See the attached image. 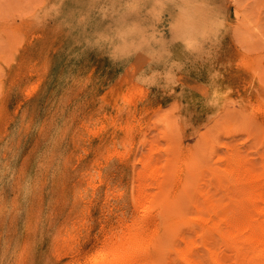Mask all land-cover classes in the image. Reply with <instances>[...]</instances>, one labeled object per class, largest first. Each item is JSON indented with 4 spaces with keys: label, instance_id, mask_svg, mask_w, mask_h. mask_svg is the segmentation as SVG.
Here are the masks:
<instances>
[{
    "label": "rangeland",
    "instance_id": "obj_1",
    "mask_svg": "<svg viewBox=\"0 0 264 264\" xmlns=\"http://www.w3.org/2000/svg\"><path fill=\"white\" fill-rule=\"evenodd\" d=\"M216 1L231 2L244 17L233 34L232 58L233 72L245 70L237 75L241 102L212 109L209 120L193 126L167 95L124 83L129 62L111 61L95 45L94 17L81 20L60 0H0V264H94L111 240L102 230L125 218L117 201L106 203L114 189L148 196L141 213L161 202L170 217L183 213L180 224L148 235L150 244L155 236L174 235L158 251L160 263L186 264L177 254L191 247L201 264L252 261L241 239L233 245L190 222L223 217L240 230L264 222V0ZM24 85L35 90L23 96ZM245 100L254 102L245 109ZM205 129L209 134L200 135Z\"/></svg>",
    "mask_w": 264,
    "mask_h": 264
},
{
    "label": "bare ground",
    "instance_id": "obj_2",
    "mask_svg": "<svg viewBox=\"0 0 264 264\" xmlns=\"http://www.w3.org/2000/svg\"><path fill=\"white\" fill-rule=\"evenodd\" d=\"M60 3L68 8L70 14L80 15L81 20L85 21L90 17H94L95 26L91 31V35H93L95 45L106 48V52L111 61L123 60L129 62L127 74L122 79L124 83H128L130 88L141 87L144 91L156 89L158 93L167 95L169 101L177 104L176 107H173V110L176 108L180 111L181 114L186 117V121L189 125L194 126L195 120H204V122L209 120L210 115L208 114L211 113L210 111L212 109H224L229 105L241 102V100H239L240 83L238 82L237 75H241L245 70H242L238 74L233 72L237 67H233L232 58L237 52L236 45L233 44V34L244 17L242 18L241 11L231 2L228 5H224L222 2H217L216 0H60ZM22 88L23 96H27L35 90V86L33 87L31 85H24ZM259 91L261 95H264V89H260ZM245 102L246 106L243 108L247 109L254 101L245 100ZM226 110H228V108ZM167 111L170 112L169 109ZM259 111H262V109ZM164 113L165 115L163 116L168 115L166 114L167 112H163V114ZM254 115L258 118L261 117L259 112ZM170 125L171 123L169 122V126ZM43 129L41 128V130ZM4 130L7 129L4 128ZM207 130L208 129H205V132H202V134L200 133V135L206 133ZM169 136H167V139L171 141L172 137ZM179 137L181 138L178 134L175 137L177 138V144L180 143L178 142V139H180ZM205 137L208 138L210 136L205 135ZM207 138L206 141L208 140ZM206 143L210 142L207 141ZM201 145L203 146V144ZM205 145V147H210L207 146V144ZM202 146L199 145V147H201L200 150L203 148ZM176 148L179 149V146L176 145L175 149ZM102 151L101 153L103 155ZM109 152L111 151L109 150ZM126 152L127 149L124 151V154H126ZM203 152L205 153L206 151ZM199 155L200 154L197 156ZM207 156L208 155H205V157ZM169 158L171 157H168L167 160H169ZM122 159L123 158H121V160ZM24 166L25 164L22 167ZM224 172H226V170H224ZM85 179L87 178L85 177ZM165 180L168 181L169 179H164V181ZM101 181H104V177H102ZM177 181L180 182L179 180ZM159 182H161V189L163 188L162 190L164 193H167L165 190H168L164 187L165 184L162 183L163 181ZM161 189L160 192H158L159 190L157 191L159 194L162 193ZM137 190H139L138 192L141 190L143 192L146 191L143 188H138ZM257 190L261 191L263 189ZM125 191L121 193L119 190L114 189L109 190V192L105 194L108 201L106 202L107 204L117 201V206L124 208L125 218L124 221L115 228H105L102 230L104 233H107L106 239L108 240L110 237L111 240L109 239V243L106 241L108 243L107 246L104 251L95 258L94 264H145L154 259H158V263L156 262V264H165L159 262V256L161 254L159 255L158 251H160L165 240H168V237L170 240L172 234L170 235L168 233L169 236L167 235V237L155 236L152 238L151 244L147 242L149 240L148 235L153 229L162 230L163 227L166 228L168 227L167 225L170 226L173 222L180 224L183 222V218H185L184 215H181L183 213L176 217H170L166 209L168 205L161 201L160 204L148 205L147 208L145 207L144 212L141 213L140 209L145 206V197L148 198V196L142 194L135 195V189L130 192L128 190ZM258 193L257 191L255 194L259 195L260 193ZM103 194L99 193L98 199H102ZM145 195H148L147 191ZM257 195L255 197H257ZM78 196L79 194H77V199ZM149 196L152 195L150 194ZM260 196L264 197L262 194H260ZM63 197L64 195H62V198ZM160 197L161 196H159V198ZM77 199H75V204L78 205ZM85 200L83 203H87ZM261 200L259 199V201L263 203L264 198H261ZM152 201H154V199ZM152 201L149 200V202ZM156 201L157 200H155V202ZM175 201L178 202V200ZM110 207H113V204L112 206L110 205ZM262 208H264V204ZM171 209L172 208H170V210ZM260 209L261 207H259V211ZM262 210L263 209H261V212ZM83 212L85 213V211ZM176 214L178 213L176 212ZM224 217L228 218L227 216ZM212 220H206L202 215H199L190 222H192L191 225H194L195 229L199 228L203 230L205 235L216 232L224 241L231 242L233 245L241 239L242 241L240 242L245 243V246L250 249L249 253L251 254L248 256H245L248 253L244 254L240 251L241 255L243 254V256L247 258L249 257V259L252 258L249 264H264V227L259 224L261 223L263 225L264 222L250 224L248 221L247 223H249V226H246L248 228L242 229V231L233 226L231 229L230 225L227 224L223 217L219 223H215L218 219ZM244 221L241 223H245ZM251 222H253V220ZM232 225L235 226L236 224ZM241 225H239L240 228ZM172 237H174V235H172ZM101 242L103 243V241ZM188 242L191 243L192 241L190 240ZM57 243L58 242L54 245H57ZM72 245L73 244H71V246ZM203 248L205 249V247ZM70 250L73 252L75 251L72 248H70ZM243 250H246V248ZM189 251H179L177 255H179L180 260L186 264H201L199 261L191 258L192 256H190L191 254ZM251 255H253L254 258H250ZM214 256L211 257L214 258ZM237 262L239 261L237 260ZM245 262L247 263L248 261ZM75 264L80 263L76 262ZM220 264H223V261Z\"/></svg>",
    "mask_w": 264,
    "mask_h": 264
}]
</instances>
